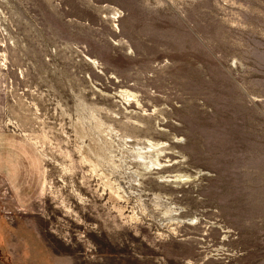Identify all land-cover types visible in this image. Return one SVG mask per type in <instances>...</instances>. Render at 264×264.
Instances as JSON below:
<instances>
[{
    "label": "rangeland",
    "instance_id": "rangeland-1",
    "mask_svg": "<svg viewBox=\"0 0 264 264\" xmlns=\"http://www.w3.org/2000/svg\"><path fill=\"white\" fill-rule=\"evenodd\" d=\"M0 264H264V0H0Z\"/></svg>",
    "mask_w": 264,
    "mask_h": 264
},
{
    "label": "bare ground",
    "instance_id": "bare-ground-1",
    "mask_svg": "<svg viewBox=\"0 0 264 264\" xmlns=\"http://www.w3.org/2000/svg\"><path fill=\"white\" fill-rule=\"evenodd\" d=\"M150 144H151V143H150ZM150 144H149V145H150ZM159 145H160V143L158 144V146H159ZM149 147H150V146H149ZM149 147H148V148H149ZM154 147H155V145H154ZM161 147H162V146H161ZM152 148H153V147H152ZM159 148H160V146H159ZM150 149H151V148H150ZM157 149H158V147H157ZM138 150H139V149H138ZM141 150H142V149H141ZM141 150H139V154H142V153H143V152L140 153ZM144 150H145V149H144ZM154 150H156V149H154ZM154 150H152V151L154 152ZM150 151H151V150H150ZM148 152H149V151H146V154H147ZM158 154H160V153H158ZM153 155H154V154H153ZM146 156H147V155H146ZM151 156H152V155H151ZM152 157H155V156H152ZM156 157H157V156H156ZM158 157H159V156H158ZM138 158H139V160H140L141 157H138ZM148 158H151V157H148ZM143 159H144V157H143ZM143 159H142V160H143ZM159 159H160V157H159ZM142 160H141V162L144 161V160H143V161H142ZM156 160H157V159H156ZM151 161H152V158H151ZM144 162H145V161H144ZM148 162H149V161H148ZM152 162H153V161H152ZM156 162H158V161H156ZM145 163H146V162H145ZM159 163H160V162H159ZM149 164H150V163H149ZM149 164H148V165H149ZM156 164H157V163H156ZM155 166H156V165H155ZM147 167L149 168V166H147ZM159 168H160V167H159ZM146 169H147V168H146ZM152 169H153V167H152ZM154 169H156V168H154ZM149 170H150V168H149ZM177 177H178V176H177ZM136 180H137V179H136ZM184 180H185V179H184ZM175 181H176V180H175ZM181 181H183V179H182ZM186 181H187V179H186ZM183 182H184V181H183ZM137 185H138V184H137ZM165 203H166V202H165ZM161 204H162V203H161ZM163 204H164V203H163ZM163 204H162V205H163ZM162 205H161V206H162ZM168 206H170V205L168 204ZM168 206H166V207H168ZM166 207H165V208H166ZM167 209H168V208H167ZM172 211H173V210H172ZM168 212H169V211H168ZM173 212H174V211H173ZM165 213H166V212H165ZM166 215H168V213H167ZM173 215H174V214H173ZM169 216H170V215H169ZM167 217H168V216H167ZM172 220H173V219H172ZM172 220H171V221H172ZM174 220H175V219H174Z\"/></svg>",
    "mask_w": 264,
    "mask_h": 264
}]
</instances>
